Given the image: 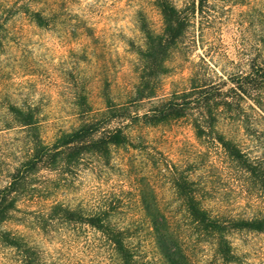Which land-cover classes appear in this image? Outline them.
<instances>
[{
    "label": "rangeland",
    "instance_id": "obj_1",
    "mask_svg": "<svg viewBox=\"0 0 264 264\" xmlns=\"http://www.w3.org/2000/svg\"><path fill=\"white\" fill-rule=\"evenodd\" d=\"M171 1L189 13L191 22L165 62L157 98L194 85L228 86L229 76L264 59V0H208L204 13L198 12L197 0ZM34 13L42 20L36 21ZM162 25L154 0H0V188L28 148L20 128L4 125L9 104L37 112L47 144L99 118L106 110L105 95L127 116L110 126H124L129 145L112 148L107 158L85 154L77 166L64 167L61 176L42 169L31 180L35 195L19 201L20 212L1 226L22 234L47 264H116L90 228L55 225L42 233L34 225L35 213L53 202L110 211L109 219L135 236L136 251L152 264H163L151 243L142 200L184 226L171 185L172 166L199 184L207 206L235 216L264 213V197L226 169L221 150L195 136L190 118L154 126L133 119L155 101H139L135 95L138 52L144 47L141 29L159 34ZM86 106L89 111L80 114ZM252 122L259 134L248 137L249 145L264 140V120L252 117ZM229 240L236 256L232 264H264V234L237 232ZM203 250L198 255L204 264H220ZM0 264L19 262L13 250L0 246Z\"/></svg>",
    "mask_w": 264,
    "mask_h": 264
},
{
    "label": "trees",
    "instance_id": "obj_2",
    "mask_svg": "<svg viewBox=\"0 0 264 264\" xmlns=\"http://www.w3.org/2000/svg\"><path fill=\"white\" fill-rule=\"evenodd\" d=\"M207 2L197 0L198 12L204 13L208 8ZM154 3L162 19V31L154 34L142 26L144 47L138 52L141 70L135 95L139 101H155L149 110L133 119L154 126L190 118L195 136L221 150L226 169L238 173L237 179L243 186L264 197V140L258 139L254 145L247 144L248 137L259 134L254 129L252 117L264 120V59L252 64L247 72L229 76L228 86L223 83L194 85L157 98V83L165 74V62L183 39L191 21L189 13L175 6L171 0H154ZM34 16L36 21L42 20L39 13H34ZM104 97L106 110L99 118L62 132L48 144L40 136L38 114L33 108L13 104L5 107L9 124L5 122L4 125L9 128L14 124L28 139L22 162L0 188V246L13 250L19 264H47L42 253L22 234L1 228L11 221L15 212H20L17 207L19 201L29 200L35 195L31 180L42 169L61 176L67 171L62 170L64 167L77 166L85 154L107 158L112 148L130 144L124 126H110L114 119L127 117L122 114L124 109L116 107L107 95ZM87 111L86 106L79 113ZM173 167L170 168L171 185L180 200L185 224L182 226L171 220L157 204L147 202L143 196L142 209L154 250L163 264H204L203 256L198 255L203 248L214 262L234 263L236 256L229 236L237 232L264 234V213L235 216L207 206L202 200L204 196L199 184L188 172L173 170ZM110 214L106 209L87 212L80 207L53 202L35 213L34 225L42 233H47L55 225L90 228L99 236V243L107 247L116 264H152L143 253L136 251L132 244L135 236L130 230L112 222Z\"/></svg>",
    "mask_w": 264,
    "mask_h": 264
}]
</instances>
